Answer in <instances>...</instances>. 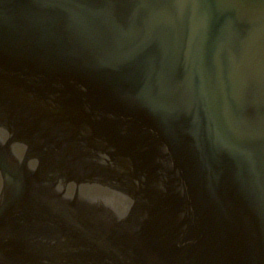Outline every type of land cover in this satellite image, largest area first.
Here are the masks:
<instances>
[{"label": "water", "instance_id": "obj_1", "mask_svg": "<svg viewBox=\"0 0 264 264\" xmlns=\"http://www.w3.org/2000/svg\"><path fill=\"white\" fill-rule=\"evenodd\" d=\"M0 132V264H264V0H0Z\"/></svg>", "mask_w": 264, "mask_h": 264}]
</instances>
